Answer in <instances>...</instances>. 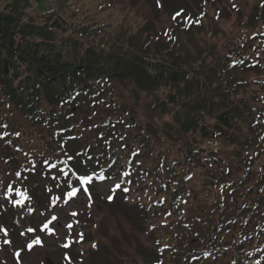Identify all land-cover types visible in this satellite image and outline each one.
Listing matches in <instances>:
<instances>
[{"label":"trees","instance_id":"trees-1","mask_svg":"<svg viewBox=\"0 0 264 264\" xmlns=\"http://www.w3.org/2000/svg\"><path fill=\"white\" fill-rule=\"evenodd\" d=\"M86 1L0 0V238L45 239L44 215L82 194L151 244L138 264H264V0L232 33L217 0L210 16L161 0L164 29ZM93 224L65 264H108Z\"/></svg>","mask_w":264,"mask_h":264},{"label":"rangeland","instance_id":"rangeland-1","mask_svg":"<svg viewBox=\"0 0 264 264\" xmlns=\"http://www.w3.org/2000/svg\"><path fill=\"white\" fill-rule=\"evenodd\" d=\"M57 1L58 0H31L34 11L40 14L49 13L53 5L57 10L60 5ZM98 1L99 0H87L84 6L92 8ZM105 1L110 3L112 17L116 20L126 19L130 23H137L139 20H143V23L147 21L150 22V25H159L161 29L167 26L165 20L166 10L161 11L159 7H155L154 0ZM217 1L219 5H210L212 0H163L167 7L173 10L178 6H182V8L185 7L186 9H196V4L199 3L201 7H209L207 8L208 10L210 6H212V11L208 12L209 16L213 12V5H221V7L228 5L230 8L232 4L231 12L226 13L223 11V14L227 15L226 20L225 18L221 19V31L223 30L226 33L239 31V18H242V16L248 17L254 6L260 0ZM69 2L76 4V2L78 3L80 0H69ZM202 37H206V35L203 33ZM77 117H80V115H77ZM11 177L16 179L12 172L8 174L5 179L9 180ZM116 183V181H103L92 189V193L107 200L113 193L111 190L115 187ZM192 188L196 192V188H194V186H192ZM100 200L101 199L98 198L96 202H92L90 199L86 198V196H80L77 201L63 204L64 207L60 206L56 211L51 213L48 212L42 218L43 223L49 227L45 239L37 236L36 241L28 242L26 247L23 246L20 239L16 238L11 242L8 235L5 234L2 240L4 243L5 241L11 242V246L3 247L0 242V264H48L46 262L47 258L51 259L54 264H65L62 258L63 252L58 246L61 247L65 245L70 238L78 239L82 229L86 231V223L87 220L90 219L94 222L92 225L94 228L92 229L94 236L99 240V243L101 242L100 246L101 249H103L99 251V257L102 262H108V264H120L119 262H122V264H138L141 261L139 252H145L147 249L149 250L151 244L148 243L146 239L142 241L133 237L137 235V233L136 231L133 233V229L129 226L130 223H126L123 211L115 205L112 207H109V205L107 206V204L103 205L104 202L101 203ZM196 203L199 207H204L202 195L198 196ZM115 211H117V217H111L112 214H116L114 213ZM87 212H89V214ZM117 220L123 228L118 224ZM68 225L72 227L69 228ZM25 230V228H22V232ZM138 241H141L143 245L139 244ZM195 246H197V244ZM8 249L11 250L12 254Z\"/></svg>","mask_w":264,"mask_h":264},{"label":"snow or ice","instance_id":"snow-or-ice-1","mask_svg":"<svg viewBox=\"0 0 264 264\" xmlns=\"http://www.w3.org/2000/svg\"><path fill=\"white\" fill-rule=\"evenodd\" d=\"M53 167H55V166L53 165ZM77 182H78L80 185H88V184H90V183L93 182V177L90 176V175H88V174H82V175H79V176L77 177ZM119 187H120V185L117 184V185H116V188H119ZM85 190H87V189L85 188ZM77 191H79V189H77V188H73L72 192L69 193V195H70V196H74V195L76 194ZM21 202H22V201H21ZM45 227H47V225H45ZM68 227L71 228L72 226H71V225H68ZM65 246H67V245H65Z\"/></svg>","mask_w":264,"mask_h":264}]
</instances>
